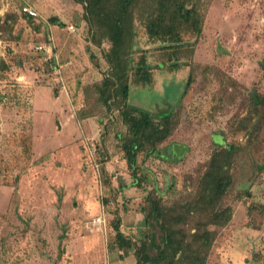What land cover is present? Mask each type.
I'll return each instance as SVG.
<instances>
[{
	"label": "rangeland",
	"instance_id": "1",
	"mask_svg": "<svg viewBox=\"0 0 264 264\" xmlns=\"http://www.w3.org/2000/svg\"><path fill=\"white\" fill-rule=\"evenodd\" d=\"M199 4L201 33H178L176 72L158 71L166 40L149 35L148 2L133 10V66L152 61L154 79L133 83L129 103L162 115L186 90L174 131L155 156L138 162L170 204L191 197L198 176L212 167L215 138L247 146L232 159L233 186L224 198L232 216L205 264H264V176L256 169L264 128L251 144L238 126L248 94H264V0ZM23 6L38 17L25 21ZM102 33L73 0H0V264L135 263L133 251L115 249L110 222L118 219L138 245L149 189L119 192L131 182L118 140L126 128L123 106L108 110L97 89L109 73ZM39 45L52 48L51 58L35 50ZM214 159L227 171L225 153Z\"/></svg>",
	"mask_w": 264,
	"mask_h": 264
},
{
	"label": "trees",
	"instance_id": "2",
	"mask_svg": "<svg viewBox=\"0 0 264 264\" xmlns=\"http://www.w3.org/2000/svg\"><path fill=\"white\" fill-rule=\"evenodd\" d=\"M73 1L82 5L89 26H95L102 31V37L109 44L104 55L109 64V73L97 89L102 104L108 110L114 106H123L120 114L126 131L123 136H118V140L121 141L119 149L131 178L129 185L144 192L145 188L149 189L139 209L144 217L141 225L144 231L138 238V245L121 232L120 221L114 216L116 220H111L110 225L114 231L113 243L116 248L112 244L111 249L115 248L122 253L133 251L136 258L134 264H205L218 229L227 226L232 216V208L224 204V198L233 186L230 172L232 159L248 147L241 149L237 144L215 138L213 142L218 148L214 149L212 154V167L198 176L191 197L183 202L165 203V191L158 189L152 173L141 167L138 159L141 157L142 161H145L155 156L158 147L174 131L177 124L174 109L181 104L186 90H183L176 105L162 115L130 105V86L133 83L145 85L153 81L152 61L148 62L147 58H142L133 66L131 59L134 48L133 10L145 0ZM146 1L151 8L147 26L149 35L162 34L167 38H162L166 40L163 42L166 46L158 48L167 55L164 62L157 64L158 71L168 68L169 72H176L175 68L179 65L174 62V51L182 46L178 33L189 28H192L196 35L201 33L204 13L199 7L200 0ZM30 19L32 17L24 15L25 21ZM12 20L15 22L14 16ZM58 25L63 24L58 22ZM101 40V37L97 38L96 42ZM189 81L190 78L185 84L186 88ZM247 103L248 112L243 120H239L238 126L241 131L247 133V142L254 144L264 128V94L257 90L251 91ZM223 153L228 159L227 171L225 166L218 164L217 159H214ZM256 169L264 176V153L260 164H256ZM122 187L126 188L128 185ZM166 187H170L169 182H166Z\"/></svg>",
	"mask_w": 264,
	"mask_h": 264
},
{
	"label": "built area",
	"instance_id": "3",
	"mask_svg": "<svg viewBox=\"0 0 264 264\" xmlns=\"http://www.w3.org/2000/svg\"><path fill=\"white\" fill-rule=\"evenodd\" d=\"M21 12H22V14L27 15V16L32 17V18L38 17V13L35 11L34 8H32L30 6H23L21 8ZM67 30L69 33H76L77 32V29L72 25H69L67 27ZM35 50L40 52V53H46L48 55V58H51V56L53 54L52 48L49 46L47 47L45 45L44 46L43 45L36 46ZM97 220H102V219L99 217V218H97Z\"/></svg>",
	"mask_w": 264,
	"mask_h": 264
},
{
	"label": "crops",
	"instance_id": "4",
	"mask_svg": "<svg viewBox=\"0 0 264 264\" xmlns=\"http://www.w3.org/2000/svg\"><path fill=\"white\" fill-rule=\"evenodd\" d=\"M154 79V78H153ZM135 84H137V87L138 86H146V85H141V84H138V83H134V86H135ZM128 96H129V93H128ZM128 102H129V99H128ZM130 104V103H129ZM131 105V104H130ZM133 106V105H132ZM130 184V183H129ZM129 184H127L128 185V187H122L121 189H119V192H121V194H124V192H125V190H127V189H129V190H135L136 188H134V187H131ZM137 217H139V216H137L136 215V218L135 219H137ZM121 232H122V230H121ZM123 233V232H122Z\"/></svg>",
	"mask_w": 264,
	"mask_h": 264
}]
</instances>
